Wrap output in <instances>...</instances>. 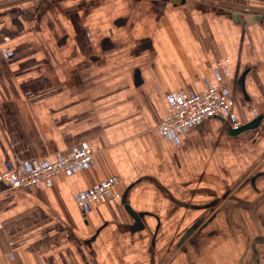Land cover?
I'll list each match as a JSON object with an SVG mask.
<instances>
[{"label": "crops", "instance_id": "1", "mask_svg": "<svg viewBox=\"0 0 264 264\" xmlns=\"http://www.w3.org/2000/svg\"><path fill=\"white\" fill-rule=\"evenodd\" d=\"M212 86L230 113L162 134ZM83 147L0 182V264H264V0H0V174ZM111 178L119 200L77 206Z\"/></svg>", "mask_w": 264, "mask_h": 264}, {"label": "built area", "instance_id": "2", "mask_svg": "<svg viewBox=\"0 0 264 264\" xmlns=\"http://www.w3.org/2000/svg\"><path fill=\"white\" fill-rule=\"evenodd\" d=\"M231 110V99L219 87L212 86L170 107L160 130L164 135L177 134L198 125L205 119L228 114ZM241 127V123H236L233 129L239 131ZM94 162L93 149L83 147L31 171L13 170L2 173L0 182L12 189L31 190L41 186L45 181L61 178L76 169L91 166ZM119 185L118 178L106 180L80 193L76 197V204L79 208L86 209L92 205H106L111 201L119 200L121 198Z\"/></svg>", "mask_w": 264, "mask_h": 264}]
</instances>
